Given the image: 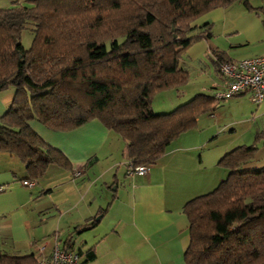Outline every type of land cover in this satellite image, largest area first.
<instances>
[{
    "label": "trees",
    "instance_id": "obj_1",
    "mask_svg": "<svg viewBox=\"0 0 264 264\" xmlns=\"http://www.w3.org/2000/svg\"><path fill=\"white\" fill-rule=\"evenodd\" d=\"M234 1L253 8L252 0H31L0 8V91L15 87L0 115V150L26 165L24 180L37 181L51 163L71 162L31 121L70 131L99 119L126 141L127 162L154 164L200 115L215 110V94L198 93L165 112L153 108V98L188 82L183 52L212 35L208 23L190 32L203 27L200 17ZM28 25L33 40L26 48ZM215 55L219 64L232 61ZM258 149H231L219 161L228 176L185 203L186 264H264V166H250ZM0 264L37 263L33 254H0Z\"/></svg>",
    "mask_w": 264,
    "mask_h": 264
},
{
    "label": "crops",
    "instance_id": "obj_2",
    "mask_svg": "<svg viewBox=\"0 0 264 264\" xmlns=\"http://www.w3.org/2000/svg\"><path fill=\"white\" fill-rule=\"evenodd\" d=\"M30 1L0 0V8ZM262 1L252 0L254 9L239 6L228 14L219 6L205 14L226 19L230 24L221 33L222 43L209 41L213 34L201 38L198 44L188 48V62L182 65L181 60L182 68L189 70L190 75L194 72L192 84L198 87L195 95H213L222 88L216 51L232 61L264 54ZM204 39L211 44L213 56L208 55V43ZM10 96L0 94V115L8 109ZM217 101L215 110L204 114L205 117L219 115L223 103ZM257 104L258 113L264 114V99ZM202 115L194 128L172 141L166 153L150 165L147 175L127 173L125 140L99 119L70 131H55L41 122L31 121L42 139L66 155L71 167L51 163L30 187L23 183L28 178L26 165L18 156L0 150V186L3 187L0 190V254H33L37 263L43 257H50L59 241L62 247L81 249L86 253L84 260L91 264H186L185 250L190 236L184 205L209 184L217 182L208 171L212 152L207 153V161L203 158L207 138L197 134ZM119 139H123L119 144L124 157L120 162L113 145L106 146L109 140L119 142ZM214 154L212 164L217 158ZM250 166L263 167L264 152H257ZM75 171L81 174L75 176ZM202 186L206 187L202 189ZM91 222L95 223L81 230ZM66 232L62 239L61 234ZM40 243L46 245L43 253L37 250ZM88 252L93 257L88 258Z\"/></svg>",
    "mask_w": 264,
    "mask_h": 264
},
{
    "label": "rangeland",
    "instance_id": "obj_3",
    "mask_svg": "<svg viewBox=\"0 0 264 264\" xmlns=\"http://www.w3.org/2000/svg\"><path fill=\"white\" fill-rule=\"evenodd\" d=\"M256 2L258 0H255ZM264 2V1H262ZM255 2H253L254 4ZM255 5V4H254ZM239 6L244 7L241 2L234 1L229 5H225L224 8L228 12V14L233 11V8H237ZM223 7V6H222ZM208 17H200V20H197L196 24L198 26H203L204 23H208L210 26V30L213 36L209 41H218L222 43L224 41L223 34L225 33L223 29L225 26H228L230 23L223 18H219L216 16L203 15ZM228 18V17H227ZM230 20V19H228ZM206 26L201 27L200 29L194 30V32H190L191 34H198L199 31L205 29ZM189 33V34H190ZM33 40V31L31 29V25H28L26 29L22 32V42L26 48H29L32 44ZM208 43V55L213 56L211 54L212 51L210 49V43L208 40L204 39ZM200 39H197L193 44H198ZM222 41V42H221ZM213 43V42H212ZM217 45V43L215 44ZM224 45V44H222ZM226 46V45H224ZM189 53L188 49H186L182 54V65L188 62ZM204 60L209 61L208 57L205 55ZM189 79L188 82L184 85H180L179 87H171L169 89L157 92L153 98V107L156 111L161 110L170 111L174 109L176 106L190 100L195 95V91H197L198 87L192 84L193 74L188 70ZM183 88V89H182ZM15 91V87L13 85L3 89L0 91L1 95H11L10 100L13 98V94ZM181 91V93H179ZM7 97V96H6ZM12 97V98H11ZM9 100V101H10ZM217 102L223 103V106L220 109V113L215 117H205L206 115H202L200 118L199 126L200 130H197V134L200 136L206 137V145L203 153L204 161H207V153L212 152L211 159L209 163L208 171L213 173L215 180L217 182L215 185L207 186L208 188L204 189L206 186H202V192L200 194L208 193L215 189L221 180L225 179L228 176V169L219 163L220 159L231 149L240 146V145H252L256 144L259 146L257 152H264V114H259V105L251 100V95L249 93H245L238 97L229 98L225 100H218ZM219 104V105H220ZM164 111V112H165ZM206 135H209L206 136ZM118 137V136H117ZM185 137H181L180 139H184ZM123 139H119L118 141H111L106 143L108 148H112L115 150L116 155L118 156V162L124 159L122 155V146L119 143H122ZM126 142V141H125ZM125 147V143H124ZM217 155L215 164H212L211 161L214 160ZM126 163L121 162L120 167ZM127 169V168H126ZM66 207V206H63ZM49 219V217H48ZM51 220V219H49ZM52 222V221H51ZM67 235V232L61 234V238L64 239ZM0 243H2V239H0Z\"/></svg>",
    "mask_w": 264,
    "mask_h": 264
},
{
    "label": "built area",
    "instance_id": "obj_4",
    "mask_svg": "<svg viewBox=\"0 0 264 264\" xmlns=\"http://www.w3.org/2000/svg\"><path fill=\"white\" fill-rule=\"evenodd\" d=\"M219 73L223 77V85L215 92L218 99H226L247 92L251 94V100L255 103H260L264 99V54L221 62ZM149 170L148 164L127 162V173L130 175H147ZM80 174L81 171L74 173L75 176ZM23 183L31 187L36 184V180H23ZM0 190H3L2 186ZM45 246V243H40L37 245V250L43 253ZM85 254L78 248L62 247L59 241H56L51 256L39 259L37 264H91L90 261L84 260Z\"/></svg>",
    "mask_w": 264,
    "mask_h": 264
},
{
    "label": "water",
    "instance_id": "obj_5",
    "mask_svg": "<svg viewBox=\"0 0 264 264\" xmlns=\"http://www.w3.org/2000/svg\"><path fill=\"white\" fill-rule=\"evenodd\" d=\"M100 218V217H99ZM99 218H97V219H99Z\"/></svg>",
    "mask_w": 264,
    "mask_h": 264
}]
</instances>
